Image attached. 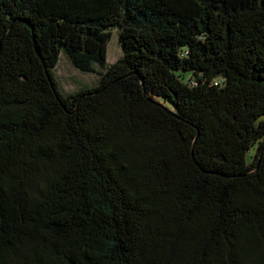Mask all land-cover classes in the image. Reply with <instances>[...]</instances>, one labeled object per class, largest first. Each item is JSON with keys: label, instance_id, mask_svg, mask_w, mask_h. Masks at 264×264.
<instances>
[{"label": "trees", "instance_id": "16d2710c", "mask_svg": "<svg viewBox=\"0 0 264 264\" xmlns=\"http://www.w3.org/2000/svg\"><path fill=\"white\" fill-rule=\"evenodd\" d=\"M263 116L264 0H0V264H264Z\"/></svg>", "mask_w": 264, "mask_h": 264}, {"label": "rangeland", "instance_id": "374dc122", "mask_svg": "<svg viewBox=\"0 0 264 264\" xmlns=\"http://www.w3.org/2000/svg\"><path fill=\"white\" fill-rule=\"evenodd\" d=\"M112 37L107 44L106 64H113L122 54L121 44L118 39L117 30L112 29ZM102 68L96 66V72L84 73L72 66L67 56L63 53L60 55L55 67V75L61 88L66 92H74L81 87L92 86L99 79L98 72ZM188 74H186V77ZM168 105V104H167ZM264 117V116H263Z\"/></svg>", "mask_w": 264, "mask_h": 264}]
</instances>
